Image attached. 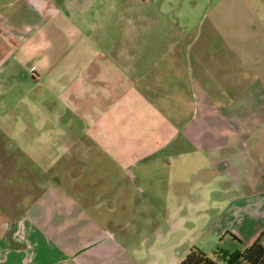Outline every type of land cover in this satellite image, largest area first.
Listing matches in <instances>:
<instances>
[{"label": "crops", "instance_id": "1", "mask_svg": "<svg viewBox=\"0 0 264 264\" xmlns=\"http://www.w3.org/2000/svg\"><path fill=\"white\" fill-rule=\"evenodd\" d=\"M26 1L30 6L25 4L29 7L20 11L23 15L0 12V145L3 136L8 148L17 143L12 137L19 126L17 81L31 85L27 91H44L42 102L47 104V96L64 95V101L52 100L61 106L43 120L40 137L50 144L46 127L54 123L67 139L59 143L74 145L64 147L71 155L106 114L120 113L117 124L123 127L124 109L141 112L138 120L144 124L153 113L159 127L168 128L165 143L173 146V204L165 214L167 227L157 222L152 233L83 230L94 219L80 217L84 205L65 201L52 185L58 215L40 213L43 200L33 201L29 212L0 234V264H180L193 247L214 260L217 249H243L259 238L264 245V0L211 8L201 24L187 31L183 47L191 87L188 95L174 94L166 118L163 98L166 91L177 90L179 80L172 68L178 64L177 53L170 72L162 62L151 72L133 71L126 59H99L101 49L89 34L94 26L87 32L68 16L79 13L84 20L85 11H71L79 2L70 9L64 0L58 1L60 6L51 0ZM19 16L26 21L22 27L15 20ZM74 91H90L89 105L107 103L105 114L102 108H90V123L84 124L89 113ZM150 91L160 99L151 98ZM11 156L0 153V181L6 184L11 173L3 176L2 171L10 164L3 166L2 159ZM140 156L129 166L152 157ZM106 204L113 207L109 200Z\"/></svg>", "mask_w": 264, "mask_h": 264}, {"label": "rangeland", "instance_id": "2", "mask_svg": "<svg viewBox=\"0 0 264 264\" xmlns=\"http://www.w3.org/2000/svg\"><path fill=\"white\" fill-rule=\"evenodd\" d=\"M58 1L51 0L53 5L60 6ZM10 2L0 0L1 13L16 11L23 15L24 12L20 11L27 10L30 6L26 0H17L14 4H9ZM64 2L70 9L79 2L76 9L71 11H85L82 13L84 20H80L79 13H71L68 16L73 22L82 23L87 32L94 26L89 34L101 49L99 59L109 57L116 63L126 59L131 67H134L131 68L133 71L140 68L144 72H151L162 62L163 69L167 68V72H170L172 54L177 53L178 64L172 68L179 75V80L175 87L177 90L171 91V94L166 91L167 96L163 98L165 118L170 115L174 94L182 92L188 95L191 87V82L186 76V49L183 47L187 42V31L201 24L202 15L211 8H239L236 0ZM28 19L31 17L26 20ZM15 20H18L19 26L22 27L25 18L19 16L15 17ZM177 43L179 45L175 47ZM17 82L18 91L15 98L18 101L19 126L12 131V137L17 143L10 149L6 146V138L3 136L0 145L2 156H9L10 153L12 155L7 161L2 159L3 166L6 162L10 164L6 170L3 167V176L9 171L11 174L7 184L0 181V234L7 233L11 222L29 212L31 203L40 198L43 200L40 213H45L46 210L50 215H58V198L53 186L65 201L74 200L84 205V208L79 209L80 217L94 219L92 224L83 230L86 228L98 232L104 229L117 235L127 230L132 234L152 233L156 231L157 222L163 223L164 228L165 214L173 204L169 193V187L173 183V162L169 154L173 146L165 143L168 128L159 127L157 116L148 113L145 117L147 122L139 123L141 112L138 114L137 110L124 109L123 117L126 123L122 127V124H117V116L120 113L115 115L116 113L110 112L104 116L105 119L98 129L92 130L83 138L82 146L78 148L76 155H71L64 147L70 148L74 145L59 143L64 138H61L58 132L60 129L54 123H49L46 127L51 132V143H43L40 137L43 132V120L51 114V109L55 111L61 106L56 102L64 101V95L54 94L55 99L51 95L47 96V104L42 102L44 91H27L31 85ZM163 83L168 85L166 81ZM74 93V98L77 95L81 98L86 111L91 108L96 112L97 106L102 108L101 114H105L103 106L108 105L107 103L99 106L96 103L89 105L90 91ZM150 95L153 99H160L154 91H150ZM101 103L104 104V101ZM88 113L82 120L86 121L84 124L90 123V112ZM1 130L2 134L8 135V129ZM65 130L69 133L68 129ZM138 154L152 157L142 159L130 167V162ZM127 168H130L131 174ZM71 172H78L79 175L72 177ZM58 175L62 176L60 183L57 182ZM107 200L112 202L113 207H107Z\"/></svg>", "mask_w": 264, "mask_h": 264}, {"label": "trees", "instance_id": "3", "mask_svg": "<svg viewBox=\"0 0 264 264\" xmlns=\"http://www.w3.org/2000/svg\"><path fill=\"white\" fill-rule=\"evenodd\" d=\"M215 259L209 258L203 251L193 247L180 264H264V245L260 238L243 249L228 251L217 249Z\"/></svg>", "mask_w": 264, "mask_h": 264}, {"label": "built area", "instance_id": "4", "mask_svg": "<svg viewBox=\"0 0 264 264\" xmlns=\"http://www.w3.org/2000/svg\"><path fill=\"white\" fill-rule=\"evenodd\" d=\"M219 264H224V262H220Z\"/></svg>", "mask_w": 264, "mask_h": 264}]
</instances>
